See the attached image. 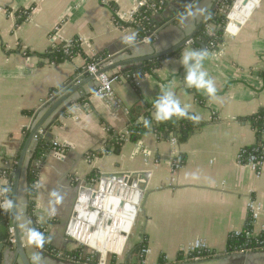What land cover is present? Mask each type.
<instances>
[{"label": "crops", "instance_id": "obj_1", "mask_svg": "<svg viewBox=\"0 0 264 264\" xmlns=\"http://www.w3.org/2000/svg\"><path fill=\"white\" fill-rule=\"evenodd\" d=\"M138 1L149 0H0V194L7 183V172L13 177L22 147L39 119L75 84L91 75L86 71L88 59L101 56L104 68L168 50L194 34L185 46L175 50H180L177 55L168 56L172 51L147 60L155 61L156 66L140 77L139 86L124 77L113 83L121 109L95 93V76L68 93L43 122L36 134L44 132L43 138H49L56 148L35 164L36 195L31 212L25 166L38 142L34 137L18 184L19 227L27 257L31 264H83L64 258L77 249L76 242L66 236V227L78 185L92 180L91 176L138 172L146 174L142 191L135 196L137 189L130 183L128 194L134 196L132 203L142 196L140 211L117 262L264 264L263 248L226 250L230 234L241 231L248 220L249 199L261 204L255 230L264 227V161L256 176L238 159L243 148L264 143V131L258 137L248 121L264 109V0H248L255 8L250 10L246 24L233 37L222 34L223 42L214 43V48L197 33L204 25L207 34L215 32L213 22L207 21L224 0H167L148 20V41H143L132 26H125L132 20L120 18L135 12ZM239 4V10L244 11L242 0ZM187 7L206 8L210 16H189L181 24L178 15ZM130 32L137 33L133 46L122 42ZM72 38L82 39L78 52L58 60L56 53ZM196 41L205 44L204 68L215 82L214 97L184 83L179 57L187 48L199 50ZM143 62L112 68L107 73H123ZM165 87L175 92L182 105L192 106L190 112L200 116V125L183 141L178 140L176 132H148L131 139L129 112L139 104H152ZM176 158L181 164L178 169L172 166ZM53 191L62 196L54 213L50 203ZM132 205H126L120 214L101 210L118 228L133 214ZM26 224L43 228L47 248L28 243ZM10 225L11 219L0 211V248L5 253L12 235ZM195 239H203L213 254L199 261L188 260L182 249ZM142 243L149 250L143 256L139 254ZM34 254L40 259L33 260Z\"/></svg>", "mask_w": 264, "mask_h": 264}, {"label": "built area", "instance_id": "obj_2", "mask_svg": "<svg viewBox=\"0 0 264 264\" xmlns=\"http://www.w3.org/2000/svg\"><path fill=\"white\" fill-rule=\"evenodd\" d=\"M167 0H149V1H138V5L135 12H130L129 15H120L122 20H134L136 13L140 10V8H146L151 10L152 12L156 11L160 7H163L166 4ZM238 0H232L229 5H226V10L224 11V24L222 26V34L223 36H230L233 37L237 34L239 28L246 24L248 21L251 11L246 13H241L239 15L235 14L234 12L237 11ZM245 0H243L244 2ZM225 2V0H224ZM261 2V0H260ZM247 2L244 4L246 5ZM236 9V10H235ZM55 38V37H53ZM148 37H144L143 41H148ZM82 39L80 38H72L67 40L66 46L63 47L62 52L65 56H68L71 53L72 48H78ZM209 47L214 48V42H209ZM104 58L98 57L91 62L86 64V71L90 74L93 72L98 71L104 63ZM122 77L130 80L136 87L140 85V77L141 75L132 73V74H124V73H107L103 72L96 76L97 86L95 93L108 101L112 104V106L116 109H121L122 104L120 100L114 95L113 91V83L119 81ZM39 135L34 136V140L38 141L40 138H43L44 132L40 131ZM176 139V138H175ZM54 145L55 144L52 143ZM239 162L245 163L246 165L250 166L252 170L255 172L256 176H259L261 173V167L264 161V144H254L250 147L243 148L238 154ZM172 166L174 169H178L181 164L178 158L172 161ZM144 174L136 172L134 175L133 173L122 174L120 177H107L106 175H100L96 178H93L89 182L80 183L78 185V194L74 204L73 211L75 212V216L73 218L70 217L67 227H66V236L75 241L76 244L80 247H87L83 242H80L79 239H76L72 235L73 228L82 229L84 227V223L87 224L86 230L84 234L88 235H95V236H104L108 229L111 227L113 230V220L110 216L105 217L103 208H107L108 210L116 213H121L125 210L126 205L133 204V217L131 220V224L126 231H120L123 228L121 223L119 224L118 231L121 236L124 237V244L122 249L119 252H112L108 251L105 257H101L100 253L96 250L90 249L94 254H90L92 257L93 255L97 254L99 257L93 264H123L117 262L116 258H118L124 251V246L126 243L127 236L130 232V229L134 223L138 212L140 211V205L142 196L138 200L134 199L135 203H132L131 199H133V195L128 194L129 185L136 187V194L135 196L142 191L141 186L144 184ZM128 195V197H127ZM99 204L97 205V202ZM102 208H100L101 206ZM10 209V199L4 196V190L0 194V210L4 213L9 211ZM101 210V211H100ZM100 211V213H99ZM247 211H248V220L243 227V229L239 232H235L230 234L231 235H239L240 233H244L245 238L255 239V243H257L261 248L264 249V227L259 231L255 230V225L261 211V204L254 200L249 199L247 202ZM98 217V218H97ZM94 218L92 224L86 222V219ZM119 220L123 221L118 217ZM83 220V221H82ZM95 220L97 223L95 224ZM110 222V223H109ZM10 231H12V235L9 239L10 244H13V230L10 225ZM81 232V230H80ZM116 233L108 234V241L113 243L116 239ZM229 236V237H230ZM143 244V243H142ZM247 246V245H246ZM241 248L235 250L233 252H246L251 251L252 249ZM183 254L188 260L191 261H199L205 257H209L213 254V251L208 247V244L203 239H195L193 242L189 243L186 247L182 249ZM97 252V253H96ZM149 250L146 246L141 247L139 254L141 256L148 254ZM232 252V251H231ZM78 260V259H76ZM114 260V261H112ZM164 260V258H163ZM93 261V260H92ZM83 264H90L89 261H85ZM140 264H147L146 261L141 260Z\"/></svg>", "mask_w": 264, "mask_h": 264}, {"label": "trees", "instance_id": "obj_3", "mask_svg": "<svg viewBox=\"0 0 264 264\" xmlns=\"http://www.w3.org/2000/svg\"><path fill=\"white\" fill-rule=\"evenodd\" d=\"M232 2V0H225L223 3H220L218 5V8L215 12V14L208 19L207 23L213 22L215 26V32L210 35L205 32V26H202L200 30L198 31L197 35L198 37L203 40L204 42L208 43L210 41H213L214 43H221L223 42L222 39V26L224 24V11L226 10V5H229ZM223 5V6H222ZM220 7H222L223 12H220ZM163 7H160L156 11H160ZM152 14V11L146 8H140V10L136 13V16L134 17V20L132 23H126L125 26H132L138 31V35L140 38H144L147 35V24L148 20ZM71 53L68 56H65L60 49L55 57L58 60H61L63 57L64 58H71L74 56L79 49L77 48H72L70 49ZM180 50L175 51L168 56H174L179 53ZM101 57V56H100ZM98 58V57H96ZM88 59V62L93 61L94 59ZM156 66L155 61H147L140 63L138 65H135L131 68H128L123 71L124 74H138L143 76L144 74L150 72L152 68ZM152 104H139L134 109L129 112V127H128V132L130 134L131 139H139L141 136L148 132H156L160 135L163 134H169L170 132H176L178 135V140L183 141L186 139V137L192 133L198 125H200V122H193L191 120H188L187 118H176L173 117V119L165 122H160L157 123L155 121L152 122V127L151 129L145 128L143 126L142 121L136 122L138 117H142L145 119H150L151 120V113H152ZM248 121L250 122L251 126L255 129L256 134L258 137L261 135V133L264 131V109H260L258 113L252 115L251 117L248 118ZM257 144H264L261 142H258ZM54 145L50 142L49 138H40L38 142L36 143L33 152L31 154V157L29 158L25 168H26V197L28 200V209L31 212L33 206H34V198L36 195V180H37V171H36V162L44 156L47 152H49ZM15 166V163L13 164V167ZM7 177V183L4 185V196L8 199H11V193H12V182H13V177L10 173V171L7 172L6 174ZM94 177L91 176V179ZM2 211V210H0ZM4 215L6 219H10V211L4 212ZM34 228H36L38 231L42 232L44 236L46 237V234L43 232V228L40 227L39 225H33ZM264 235V234H263ZM247 245V246H246ZM145 246V243H143L140 246L141 247ZM250 248L252 250L260 249L261 246H259L257 243H255V239L251 238H245L244 233H240L239 235H231L226 244V250L231 252L235 251L241 248ZM66 260L69 261H82L84 262L86 258L89 257L85 251L76 249L73 251L68 252L66 255H64ZM91 256V255H90ZM93 258V257H92ZM114 261V260H112Z\"/></svg>", "mask_w": 264, "mask_h": 264}, {"label": "clouds", "instance_id": "obj_4", "mask_svg": "<svg viewBox=\"0 0 264 264\" xmlns=\"http://www.w3.org/2000/svg\"><path fill=\"white\" fill-rule=\"evenodd\" d=\"M191 16L193 19L197 17L207 18L210 16L206 8H195L187 7L185 12L178 15L179 23L183 24L187 18ZM137 33L130 32L122 37V42L133 46L136 44ZM207 58V53L203 50H197L192 48H187L181 52L179 57V63L184 68V83L189 88H195L198 91H203L209 97H214L216 95L217 89L214 80L209 76L207 70L204 68V61ZM192 106L189 104H181V101L177 98L175 92L169 88L165 87L160 90L159 95L152 102V113L151 120L141 118L143 126L145 128L151 129L152 122L157 123L165 122L176 118H187L193 122H199L200 116L190 112ZM54 197L51 211L55 212V204L62 200V196L59 193L53 191L51 193ZM25 234L27 241L30 245H35L37 247H43L47 242L46 237L40 231L34 227L25 225ZM50 239V238H48ZM39 258V254H34L33 260Z\"/></svg>", "mask_w": 264, "mask_h": 264}, {"label": "water", "instance_id": "obj_5", "mask_svg": "<svg viewBox=\"0 0 264 264\" xmlns=\"http://www.w3.org/2000/svg\"><path fill=\"white\" fill-rule=\"evenodd\" d=\"M246 2H247V0L244 1V3H246ZM193 35L187 37L184 41L178 43L177 45H175L174 47H172V48H170L168 50H165V51H162V52H159V53H156V54L148 55V56H143V57H138V58H133V59H128V60H124V61H121V62H117V63L111 64L109 66H106L104 68H101V69H99L96 72H93L90 76H88L87 78H85L84 80L79 82L78 84H75L72 87V89H70L66 94H64L39 119V121L37 122L35 127L29 133V135H28V137H27V139H26V141H25V143H24V145L22 147V150H21V152H20V154L18 156V159H17V162H16V167L14 169L13 187H12V193H11V199H10V216H11L10 219H11V227H12V230H13L14 242H13V244H10V246H9V248H8L6 253L4 251H2L1 248H0V264H31V261L27 257L25 247H24V245L22 243L23 242L22 241V232H21L20 227H19V213H18V208H17L18 184H19V179H20V174H21V170H22L25 154L27 152V149H28V146H29V143H30L31 139L34 137V135H36V133L40 129L41 125L48 118V116L54 111V109L59 105V103L62 102V99L68 93H70L72 90H73L72 92L77 91L81 87L80 84H82L83 82H85L89 78L95 77V76H97L100 73L107 72L109 69H112V68H118V67H121L123 65L134 64V63L143 62V61H147V60L156 59V58H159V57H162V56H166L169 53H171L172 51H175V50L185 46L186 43H187V40L192 39ZM196 43L200 47L199 50H203V51L205 50V44L202 41H196ZM70 82L71 81H68V83H70ZM48 136H50V134ZM133 174L135 175L136 173H133ZM141 174L146 175L145 173H141ZM106 176L107 177H120V175H117V174H108ZM74 216H75V212L73 211L72 215H71V218H73ZM47 246H48V244L45 243L44 246L41 247V248H47ZM83 248H84L85 252L87 251L89 254H94L90 250V248H88V247H83ZM98 257H95L93 259V261H91L89 263L93 264L94 261H96Z\"/></svg>", "mask_w": 264, "mask_h": 264}, {"label": "bare ground", "instance_id": "obj_6", "mask_svg": "<svg viewBox=\"0 0 264 264\" xmlns=\"http://www.w3.org/2000/svg\"><path fill=\"white\" fill-rule=\"evenodd\" d=\"M245 3L242 0V5L244 6L245 10L241 11L239 10V0L237 1V6L236 9L237 11H235L234 13L239 15L241 13H246L248 12V10H252L254 7V2L252 1H248V3L246 5H244ZM235 9V10H236ZM247 9V10H246ZM133 210V209H132ZM133 214L130 213L129 217L127 218V222L126 224L123 226V228L120 231H126L130 224H131V220H132ZM88 223H90L89 221H86ZM92 224V223H91ZM87 224L84 223V227L82 229L76 228L74 231H72V235L76 238L79 239L80 242H83L87 247H89L90 249L96 250L100 253L101 257H105L106 253L108 251H112V252H119L124 244V237L121 236L119 234L118 228L116 226L113 227L112 229H108V231L105 233L104 236H95V235H88V234H84V231L86 230ZM81 230V232H80ZM116 239L114 240L113 243L108 241V234L110 233H116Z\"/></svg>", "mask_w": 264, "mask_h": 264}, {"label": "rangeland", "instance_id": "obj_7", "mask_svg": "<svg viewBox=\"0 0 264 264\" xmlns=\"http://www.w3.org/2000/svg\"><path fill=\"white\" fill-rule=\"evenodd\" d=\"M76 245H77V244H76ZM77 249H80V250L83 249V251H85L83 247H80V246H78V245H77ZM85 253H87L88 255H90L87 251H86ZM96 253H97V252H96ZM95 257H98V255H97V254L93 255V258L88 257V258L85 259V261H89V262H91ZM97 259H98V258H97ZM85 261H84V262H85Z\"/></svg>", "mask_w": 264, "mask_h": 264}]
</instances>
